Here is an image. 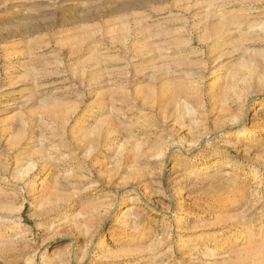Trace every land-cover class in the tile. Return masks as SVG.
Wrapping results in <instances>:
<instances>
[{
  "label": "rangeland",
  "instance_id": "374dc122",
  "mask_svg": "<svg viewBox=\"0 0 264 264\" xmlns=\"http://www.w3.org/2000/svg\"><path fill=\"white\" fill-rule=\"evenodd\" d=\"M263 22L0 0V264H264Z\"/></svg>",
  "mask_w": 264,
  "mask_h": 264
},
{
  "label": "bare ground",
  "instance_id": "6f19581e",
  "mask_svg": "<svg viewBox=\"0 0 264 264\" xmlns=\"http://www.w3.org/2000/svg\"><path fill=\"white\" fill-rule=\"evenodd\" d=\"M263 23H264V22H263ZM259 24H261V23H259ZM257 25H258V24H257ZM254 26H255V25H254ZM261 26H262V25H261ZM261 26H259V27H261ZM262 27H264V26H262ZM262 27H261L260 29H262ZM258 29H259V28H258ZM258 29H257V31H258ZM260 29H259V31H260ZM263 29H264V28H263ZM263 29H262V30H263ZM262 32H263V31H262ZM242 135H245V131L242 132ZM28 170H29V169L27 168L25 172H27ZM31 185L33 186L34 184L32 183Z\"/></svg>",
  "mask_w": 264,
  "mask_h": 264
}]
</instances>
